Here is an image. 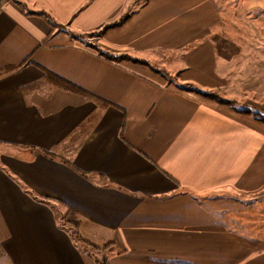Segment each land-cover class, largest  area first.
I'll use <instances>...</instances> for the list:
<instances>
[{"label": "crops", "instance_id": "1", "mask_svg": "<svg viewBox=\"0 0 264 264\" xmlns=\"http://www.w3.org/2000/svg\"><path fill=\"white\" fill-rule=\"evenodd\" d=\"M217 11L1 0L0 68L24 63L0 77L2 264H95L69 207L107 264H264V121L200 92L238 79L212 40Z\"/></svg>", "mask_w": 264, "mask_h": 264}, {"label": "rangeland", "instance_id": "2", "mask_svg": "<svg viewBox=\"0 0 264 264\" xmlns=\"http://www.w3.org/2000/svg\"><path fill=\"white\" fill-rule=\"evenodd\" d=\"M216 4L220 21L213 26L212 40L222 57L230 60L226 69L236 73L238 79L234 77L230 80L229 86H218L210 92L226 99L222 103L229 105H235L237 99H242L238 103V109L249 110L260 119L261 112L259 111L264 110V0H216ZM91 40H95V37ZM91 44L96 45L93 42ZM164 73L170 74L167 71ZM180 73L176 72L172 83L182 86L184 85L182 82H177ZM191 83L193 82H189ZM230 87L232 89L228 90ZM260 189L263 195L261 198L263 208L259 209L261 215L259 228L264 233V219L262 218L264 215V183L260 185ZM256 201L255 204L259 208L260 205ZM66 224L72 227L69 222ZM86 250L95 261L103 258V256H98L99 250L93 247L92 249L86 247ZM2 261L0 248V264Z\"/></svg>", "mask_w": 264, "mask_h": 264}, {"label": "trees", "instance_id": "3", "mask_svg": "<svg viewBox=\"0 0 264 264\" xmlns=\"http://www.w3.org/2000/svg\"><path fill=\"white\" fill-rule=\"evenodd\" d=\"M94 46H95L96 49H98V51L102 55H104L107 58L116 59L117 60V59H120V58H123V57H127V55H123V54H113V53H110L108 51L102 50L97 45H94ZM23 64L24 63L11 64V65H7V66H4V67H1L0 68V77L3 76V75H6V74H8V73H10V72H12V71H14L16 69H18ZM44 74H45L46 79L49 82H51L53 84H56L57 86H59V87H61L63 89L70 90V91H73V92H78V93L85 94V95H89L90 97L96 98L97 101L100 102V103H107L104 99H102L100 97L98 98V97L93 96L92 93L88 92L84 88L76 85L75 83H73L71 81H68V80L60 77L59 75L55 74L54 72H51L49 70H44ZM200 92L203 95H206L208 97H212L214 99H217L220 102L226 101V99L218 96L217 94H214L213 92L203 91V90H201ZM242 110L245 111V112H250L249 110H246V109L245 110L242 109ZM259 112H261V118L260 119L263 121L264 120V110L259 111ZM125 128H126V118L123 120V123H122V126H121L120 135H121L122 138H124ZM65 221L67 223L69 222L72 225V234H73V236L75 237V239L80 240V242L82 244H86L88 246H92L96 250H99L102 247L107 246V244L104 245V246H98V245H95L92 242L86 241V240H84L82 238V236L80 235V232H79V224H80V221L78 219V216H77L76 212L72 208H70V207L68 208L67 212L65 213ZM94 262H95V264H107L105 257H103L102 259L101 258L100 259H96V261L94 260Z\"/></svg>", "mask_w": 264, "mask_h": 264}, {"label": "built area", "instance_id": "4", "mask_svg": "<svg viewBox=\"0 0 264 264\" xmlns=\"http://www.w3.org/2000/svg\"><path fill=\"white\" fill-rule=\"evenodd\" d=\"M0 5H1V0H0Z\"/></svg>", "mask_w": 264, "mask_h": 264}]
</instances>
